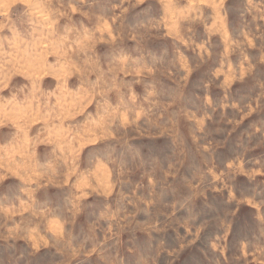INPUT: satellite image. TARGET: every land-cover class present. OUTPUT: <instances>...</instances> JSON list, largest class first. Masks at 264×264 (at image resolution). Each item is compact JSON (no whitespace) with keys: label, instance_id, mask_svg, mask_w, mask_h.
I'll list each match as a JSON object with an SVG mask.
<instances>
[{"label":"rangeland","instance_id":"1","mask_svg":"<svg viewBox=\"0 0 264 264\" xmlns=\"http://www.w3.org/2000/svg\"><path fill=\"white\" fill-rule=\"evenodd\" d=\"M0 264H264V0H0Z\"/></svg>","mask_w":264,"mask_h":264}]
</instances>
